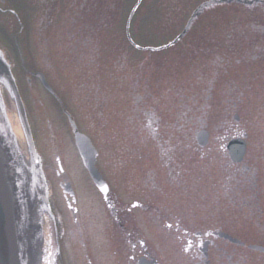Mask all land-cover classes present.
Here are the masks:
<instances>
[{"label": "rangeland", "instance_id": "rangeland-1", "mask_svg": "<svg viewBox=\"0 0 264 264\" xmlns=\"http://www.w3.org/2000/svg\"><path fill=\"white\" fill-rule=\"evenodd\" d=\"M25 1V2H23ZM77 1V0H53L51 2H42L40 0H4V4L0 5L5 11L0 12V22L3 23L0 26V45L1 47L8 53V55L13 59V65H14V71L16 72V77L19 81L20 85V91L23 96V100L28 112L29 119L32 121L31 123L34 125L35 128L40 127L41 133L43 137L45 138V143L47 145L48 151H43L46 149L45 145H42V154L46 158V161L49 163L51 162L53 156L57 151H61L64 154L65 158V165H66V173L70 177L72 184L75 186L77 183L76 174L71 171V168L69 167V164H72L74 162L73 158L75 156V148L73 145V138L72 134L68 132V124L65 121L64 117L59 114V106L58 103L55 101V99L51 98L50 95L47 94V92L41 87L40 85L36 84V82H33V86H27L26 79L31 74L30 72H40L44 70V73L48 76L50 75L48 71L45 69V67L42 64V58H37V49H35L36 43L40 45V39L41 36L38 35L36 30H29L30 32H27L29 37L24 36V31L22 34H18V31L20 30V23L24 24L25 21L29 20V22H35L37 19H40L42 15L51 14L53 15V18L57 19L59 17L58 15H63V12L68 9V6L70 3ZM95 1V0H94ZM136 0H96L95 7L97 8V15L94 11H92L89 7H86V4L91 3L90 0H79V3H84V8L82 10V13L89 12V14H95L97 17L104 16L106 18V21L98 22L99 18H97V22L94 19L95 23H98V25L101 28H98L97 30H93L92 33L94 34V37L99 35V37H102V34L104 37H107L109 39V45L113 43V41H116L117 37H114V35H121L122 39L124 40V32L120 33L117 28H120L121 26H124L125 21L129 17V13L135 4ZM204 0H144L141 2L138 6V11L135 16H130L129 19L131 21V29L132 34H136L140 39H142L144 42L152 43L157 42L160 39V36L164 33L163 30L157 29L156 26L153 24V19L156 17H172L173 20L171 23L173 24L175 21L179 22L181 21L183 25L184 21L186 20L187 16L192 11V8ZM156 6V9H155ZM229 7L224 8H216L211 14L208 15V13H204L199 17V20L194 25L192 31L188 33L184 41L180 44H177L173 50H181V51H191L194 50H204V42L202 41L204 33H207L208 30V24L211 28L215 27L218 23L225 21V23L229 22L231 19H248L252 16H254L255 21L257 23H263V15L260 10L257 8L252 9H243L239 7L237 4L228 5ZM90 9V11H88ZM70 13L72 12V9H68ZM75 11V10H73ZM11 12V13H10ZM44 12V14H42ZM160 12H163V16L160 15ZM134 13V12H132ZM131 13V14H132ZM68 14V13H67ZM66 15V14H64ZM72 15V14H71ZM37 16V18H36ZM108 17V19H107ZM229 19V20H228ZM159 21V19H158ZM101 23L107 24L106 27L101 26ZM171 26V25H170ZM174 27H171L170 30H173ZM252 27L249 26L250 31H247V33H255L254 29H251ZM8 31V32H7ZM134 32V33H133ZM222 32L226 33V30H222ZM47 33V32H45ZM15 34H17L15 36ZM44 34V32L42 33ZM160 35V36H159ZM109 36H113L114 38H111ZM6 40H5V39ZM144 38V39H143ZM29 39V40H28ZM123 42L119 41L116 43L117 45H121ZM207 45L208 43L205 42ZM157 44V43H156ZM199 46V47H197ZM197 47V48H195ZM206 47V46H205ZM37 48V47H36ZM39 50H41V47H38ZM55 48L51 49L53 51L52 58H54V50ZM199 52V51H198ZM189 54L191 53H185L186 58H189ZM248 56L252 54L251 52L247 53ZM194 59L199 58L200 60H204V54L199 52V56L195 57L193 54ZM24 59V60H22ZM32 61L36 62V68L33 67L31 63ZM180 59L177 60V67L180 66L179 63ZM20 64L22 67H19ZM253 63H250L251 65V71L248 74L244 73L245 69H249L250 66L247 67V64L244 66L235 67L234 69H231L230 71H237L232 73L235 79H238L242 84H247V86H254L255 83H261L264 86V62L257 63L255 65H252ZM260 67V69L256 67ZM68 71H64L59 69V71L56 70V75L58 76V79L62 82H58L57 80L53 81L54 90H56L58 93H64L66 95V99L63 100L64 104L63 106L70 114L71 118L77 121V125L80 126L82 130H84L87 134L92 136L93 141L96 143L97 147L100 150V155L98 158V165L100 168L102 167L104 170H106V174H112L116 169L119 171V175H121L119 178L125 182V184L129 183L130 186L135 187V183L137 182L136 176L138 174V168L136 167H130V164L127 162V160L132 161L136 160V157H127L126 152L129 151V148L127 147V144L129 142V139L127 136H125L123 132V126L121 125L122 122H118L116 120V114L112 113L110 114L108 112L107 117L103 115V113H106V107L103 105H100V103H97L98 109L95 112V118L93 122V129H91V126L87 123V118L92 117L93 111L91 110V104H88L85 99H82L80 97H77L74 93V89L70 88L72 86V83L69 84L67 74ZM55 78V76H54ZM246 78V81H245ZM256 78V79H255ZM56 79V78H55ZM34 79H32L33 81ZM51 83V81H50ZM64 84L65 90H62V85ZM221 83H218V86H220ZM256 85V84H255ZM204 87V85H202ZM246 86H244L245 88ZM100 90H104V88H99ZM243 89V88H242ZM61 90V91H60ZM254 94L251 98H247L246 100L251 104L247 109H244L243 107L240 108L239 116L244 119L245 121L241 120L242 127L246 130H248V134L250 135L247 139L249 143V150L250 155L255 154L257 150H259V147L264 146V100L263 98L260 99L258 102L260 105H255V102L257 100L258 96H262L261 91L257 90L254 91ZM76 93H78V90H75ZM101 93V91H99ZM33 93L34 97H32V100L30 99V94ZM55 93V92H54ZM248 94L250 91L247 92ZM61 94V96H62ZM56 95V94H55ZM51 98L49 100V97ZM57 96V95H56ZM66 102V103H65ZM93 102V101H91ZM57 103V106L54 104ZM262 107V109H261ZM103 108V109H102ZM100 110L102 113H99ZM54 112H57L59 114V119H56V115ZM13 113V112H11ZM260 113V114H258ZM54 114V120L50 121V123H47V120H52ZM241 114V115H240ZM104 122V126H103ZM246 122V123H245ZM211 124V126H210ZM32 125V126H33ZM49 125H53V130L49 128ZM208 130L212 134L215 133L218 134L219 132L215 130L216 125H218V122H209L207 123ZM89 127V129H88ZM80 129V130H81ZM98 130H101V132L107 136H98L96 137L94 134L92 135L91 132H97ZM94 132V133H95ZM110 146H113L114 148H117L116 155H113L112 151L109 150ZM121 149L124 152L123 158L121 154ZM72 158V159H71ZM121 162L126 165L127 168L120 170V167H122ZM127 171V173H125ZM50 179H54L52 173H49ZM118 185V184H117ZM120 186V185H118ZM53 192H54V201H55V208L59 215L62 214V217H65L68 221L69 225L71 226L73 223L67 218V214L62 213L61 206L63 202H61V193L58 187L56 186V182L54 181V184H52ZM136 188V187H135ZM133 195H136V197H130L131 200H139L142 201L141 196L134 193ZM132 202V201H131ZM204 203V202H201ZM156 204V203H155ZM155 204H151L150 202H147L148 207H152ZM189 205L193 206V204L189 203ZM204 205V204H203ZM197 207V206H196ZM198 208V214H201V211L204 212V223L209 220L213 221L216 220L217 215L206 211L203 208ZM238 209V208H237ZM235 209L227 211L225 210L221 214V219L225 220L227 219L224 215V213L228 216H231L229 220L230 225L233 223H238L244 230H249V234H246L243 232V229L237 230L234 232V235L237 239L241 238V240H244L245 243L248 245L250 242L255 241L259 243H264L263 241V235L258 231V228L255 224L249 223L250 217H247L249 214H246L244 216V211H237ZM142 213L146 217V212L143 211ZM138 213V210H135L132 214H129L125 217V221L127 222L126 228L129 231V234L132 233V235L129 236V239H133L135 236L134 234L140 235L147 247L149 253L155 257L161 264H174L176 262L178 264L179 261H181V255L178 254V249H175V241L172 238V236L169 234L167 235L166 232L161 231L160 233H157V226H152V230H148L146 227V224L144 222V218H142ZM192 214V213H191ZM232 215H235L236 218H233ZM244 216V217H243ZM199 217H195L196 220H198ZM95 220V221H94ZM99 217L93 215L92 221H93V228L97 231L100 226ZM66 221V226H67ZM233 222V223H232ZM86 224H88V219L84 221V227ZM101 225H105L104 223ZM101 228V226H100ZM93 229V230H94ZM237 229V228H234ZM44 232L48 231V225H43ZM84 233H87L89 230L88 228L83 229ZM110 233V239L112 242V249L104 250L103 244L104 240H100V236H95V231L90 232V234L93 233V237H88V235L83 236V238L88 242L87 244V256L90 258L91 264H110V259L115 262V264H121V260H125L126 256H122L120 254L119 249L116 250V255L112 254V252L116 249V242H120L122 238V235L116 232L115 229L112 228V230H109ZM258 234L260 237L254 238V240L251 241L253 235ZM72 237L67 236L65 240V251H66V259L69 264H86V259L83 256V261L79 262L77 260L75 250L72 249V246H75V243H71ZM53 251V250H51ZM55 251V250H54ZM71 251H74L71 253ZM135 259L138 255V250L135 249ZM237 251H240L239 248H237ZM89 253V254H88ZM129 254L131 255V251H129ZM113 257V258H112ZM114 258L116 259L114 261ZM255 258H261L259 254H255ZM174 260V261H172Z\"/></svg>", "mask_w": 264, "mask_h": 264}, {"label": "water", "instance_id": "water-1", "mask_svg": "<svg viewBox=\"0 0 264 264\" xmlns=\"http://www.w3.org/2000/svg\"><path fill=\"white\" fill-rule=\"evenodd\" d=\"M0 79L9 88L12 96L15 97L14 87L8 76L6 68L1 61ZM24 127L26 128L25 124ZM9 139L10 138L7 135L4 121L0 116V238L1 244L4 243L6 245V248H9V243L10 247L12 246V236L17 232L15 229L14 233L12 234V228L9 226L11 225L13 227L16 222V220H14L15 216L13 210L16 212L24 213V204L26 202V197H35V192L26 195L25 190L23 196L22 189L18 190L16 187V184L13 180L12 171L18 172L16 174L17 178H20L23 172L20 171L17 158L13 157V147ZM29 189L31 191V187ZM22 199H24V202L21 201ZM4 206H6V210ZM9 233L11 234V236ZM7 263H10V261L7 260Z\"/></svg>", "mask_w": 264, "mask_h": 264}, {"label": "bare ground", "instance_id": "bare-ground-1", "mask_svg": "<svg viewBox=\"0 0 264 264\" xmlns=\"http://www.w3.org/2000/svg\"><path fill=\"white\" fill-rule=\"evenodd\" d=\"M8 119L10 122V126H11L15 136L17 137V135L19 134V130H18V125L15 124V117L9 115ZM18 146L23 151V147L21 146V144L18 143ZM26 203H30L27 197H26ZM13 213L15 216L14 220H17L18 224L21 223V218H23V224L22 225L20 224L19 229H18L16 242L23 237L24 246H23L22 240H21V246L22 247L21 246L16 247L17 260H18L19 264H32V263H30L29 247H26V245L28 244L29 238L27 236L28 241L25 244L24 231H26V235L32 234L33 233L32 229L35 228V226H34L35 223L30 222V220L25 218L23 213H21V212H16L13 210ZM0 240H1V238H0ZM41 243H43V240ZM25 249H26V251H25ZM5 250H6V245L4 243H2V244L0 243V264H5V252H4ZM22 253H24V261L22 259H20V257H19Z\"/></svg>", "mask_w": 264, "mask_h": 264}]
</instances>
